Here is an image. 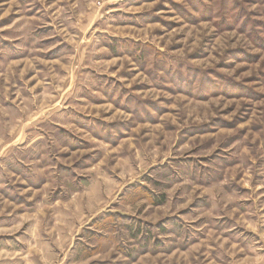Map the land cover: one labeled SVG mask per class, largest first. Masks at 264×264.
<instances>
[{
	"label": "rangeland",
	"instance_id": "374dc122",
	"mask_svg": "<svg viewBox=\"0 0 264 264\" xmlns=\"http://www.w3.org/2000/svg\"><path fill=\"white\" fill-rule=\"evenodd\" d=\"M257 253L264 0H0V264Z\"/></svg>",
	"mask_w": 264,
	"mask_h": 264
},
{
	"label": "crops",
	"instance_id": "0c3cea01",
	"mask_svg": "<svg viewBox=\"0 0 264 264\" xmlns=\"http://www.w3.org/2000/svg\"><path fill=\"white\" fill-rule=\"evenodd\" d=\"M257 254H258L259 259H260L261 261H264V260H263L264 257H262L259 253H257ZM258 264H261V263H258Z\"/></svg>",
	"mask_w": 264,
	"mask_h": 264
}]
</instances>
